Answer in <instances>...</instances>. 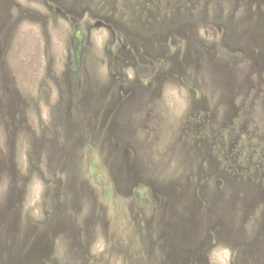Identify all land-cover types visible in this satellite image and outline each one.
Masks as SVG:
<instances>
[{"label": "rangeland", "instance_id": "rangeland-1", "mask_svg": "<svg viewBox=\"0 0 264 264\" xmlns=\"http://www.w3.org/2000/svg\"><path fill=\"white\" fill-rule=\"evenodd\" d=\"M0 264H264V0H0Z\"/></svg>", "mask_w": 264, "mask_h": 264}]
</instances>
